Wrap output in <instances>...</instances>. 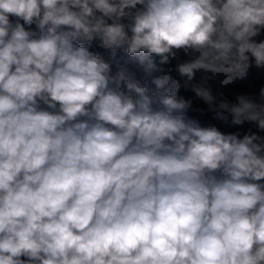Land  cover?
Instances as JSON below:
<instances>
[{
    "label": "clouds",
    "instance_id": "clouds-1",
    "mask_svg": "<svg viewBox=\"0 0 264 264\" xmlns=\"http://www.w3.org/2000/svg\"><path fill=\"white\" fill-rule=\"evenodd\" d=\"M262 33L264 0H0V264H264V88H228Z\"/></svg>",
    "mask_w": 264,
    "mask_h": 264
},
{
    "label": "trees",
    "instance_id": "trees-1",
    "mask_svg": "<svg viewBox=\"0 0 264 264\" xmlns=\"http://www.w3.org/2000/svg\"><path fill=\"white\" fill-rule=\"evenodd\" d=\"M32 27L34 28L35 26L33 25ZM260 38H264V33H262V36ZM90 50L101 55L104 59L109 61L112 64L114 70L118 66H126L132 70H138L137 60L128 57L127 54L123 50H120L116 54L113 55L110 51L101 49L98 46V43H94L91 46ZM174 65H175V61H173L172 64L170 65H161L160 68L163 70L164 73H171L173 76H175L176 73L174 71ZM228 88L231 90H237V91H242V92L251 91L254 93H258L261 88H264V70L257 71L253 69L251 72L249 82L244 83V84L231 85V86H228ZM227 90L228 89H226V91ZM183 94L189 95L188 93H183ZM197 106L206 107L200 104L199 102H197ZM191 115L194 118L199 119L202 124L214 123L222 131H225V132L240 131L243 134L244 132L248 131L250 127H252L247 124L242 125V126H233L229 123L226 125V124H223L222 122L214 121L210 113L205 114V115L191 113ZM252 131H257V130L255 128H252ZM258 134L261 136H264V132H260Z\"/></svg>",
    "mask_w": 264,
    "mask_h": 264
}]
</instances>
